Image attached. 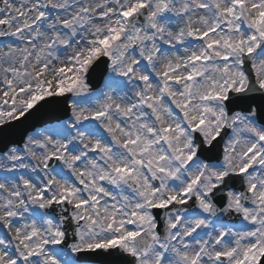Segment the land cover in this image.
Segmentation results:
<instances>
[{"label": "snow or ice", "instance_id": "snow-or-ice-1", "mask_svg": "<svg viewBox=\"0 0 264 264\" xmlns=\"http://www.w3.org/2000/svg\"><path fill=\"white\" fill-rule=\"evenodd\" d=\"M0 264H264V0H0Z\"/></svg>", "mask_w": 264, "mask_h": 264}]
</instances>
